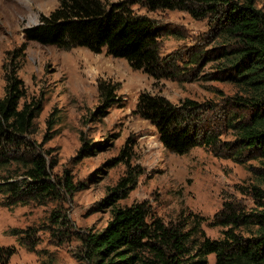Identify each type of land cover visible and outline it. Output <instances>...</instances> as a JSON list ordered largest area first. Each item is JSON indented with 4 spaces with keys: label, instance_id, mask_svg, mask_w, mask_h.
Here are the masks:
<instances>
[{
    "label": "rangeland",
    "instance_id": "374dc122",
    "mask_svg": "<svg viewBox=\"0 0 264 264\" xmlns=\"http://www.w3.org/2000/svg\"><path fill=\"white\" fill-rule=\"evenodd\" d=\"M59 2L0 0V98L6 93L11 60L16 59L28 100L43 101L33 138L46 142L45 148L58 160L54 174L69 173L77 190L62 201L16 206H7V196L0 191V248L15 252L8 263L0 255V264H89L80 235L100 232L111 220L112 208L103 200L126 175V161L120 162L125 150L141 175L119 206L146 202L153 219L180 223L186 229L200 224L208 237L221 239L226 228L217 225L216 216L225 202L254 208L251 196L239 188L257 183L251 171L256 162L241 164L205 146L177 154L162 144L157 127L136 112L143 92L163 95L174 105L194 100L203 108L202 130L211 129L226 142L233 140L226 121L231 109L228 99L239 89L221 79V63L214 58L198 66L187 64L198 50L212 57L220 45L213 39L211 22L196 20L185 11L151 13L134 5L136 13L148 15L160 28L161 56H172L180 65L179 77L157 83L106 50L96 54L83 47L66 50L27 41L25 30L38 25ZM101 80L121 83L119 102L104 113H98L103 106ZM49 120L56 122L53 128ZM6 172L0 169V178ZM55 211L61 212L65 225L53 222ZM14 230H28L32 237ZM210 262L215 264V256Z\"/></svg>",
    "mask_w": 264,
    "mask_h": 264
},
{
    "label": "trees",
    "instance_id": "16d2710c",
    "mask_svg": "<svg viewBox=\"0 0 264 264\" xmlns=\"http://www.w3.org/2000/svg\"><path fill=\"white\" fill-rule=\"evenodd\" d=\"M259 2L121 0L108 4L104 0H60L55 10L41 16L38 25L25 30L27 41L43 46L83 47L96 54L106 50L159 83L179 77L180 65L172 56H161L160 28L133 7L140 4L151 13L185 11L196 20H209L213 39L220 44L212 57L198 50L187 64L198 66L214 58L221 63V79L239 89L228 99L231 109L226 121L233 140L227 142L211 129L202 130L203 108L194 100L174 105L163 95L143 92L136 112L157 127L162 144L177 154L205 146L241 164L256 162L251 171L257 183L239 188L251 196L254 208L225 202L216 219L226 230L221 239H212L200 224L186 229L180 223L153 219L146 202L121 207L119 202L130 195L141 175L125 150L120 162L126 161V175L103 200L112 208L111 220L100 232L80 235L83 257L89 264H211V256H215V264H264V6ZM14 61L6 73V93L0 98V169L7 171L0 178V191L7 196V206L62 201L65 195H73L77 186L69 173L54 174L56 156L45 148L46 142L33 138L43 101L28 100ZM120 87L121 83L112 80L99 82L103 106L98 113L119 102ZM55 123L49 120L51 128ZM88 148L86 144L85 150ZM51 218L59 226L66 224L60 211ZM14 231L32 237L28 230ZM14 253L0 248L7 263Z\"/></svg>",
    "mask_w": 264,
    "mask_h": 264
}]
</instances>
